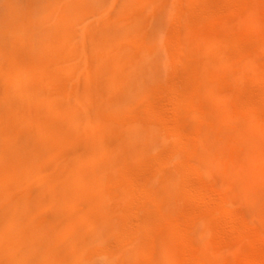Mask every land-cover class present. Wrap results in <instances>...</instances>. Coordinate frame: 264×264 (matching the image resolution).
<instances>
[{
  "label": "rangeland",
  "instance_id": "rangeland-1",
  "mask_svg": "<svg viewBox=\"0 0 264 264\" xmlns=\"http://www.w3.org/2000/svg\"><path fill=\"white\" fill-rule=\"evenodd\" d=\"M19 162L58 218L9 215ZM0 175V264H264V0H0Z\"/></svg>",
  "mask_w": 264,
  "mask_h": 264
},
{
  "label": "bare ground",
  "instance_id": "bare-ground-1",
  "mask_svg": "<svg viewBox=\"0 0 264 264\" xmlns=\"http://www.w3.org/2000/svg\"><path fill=\"white\" fill-rule=\"evenodd\" d=\"M50 35V30L41 29L36 35L33 36L30 50L34 57L40 54L42 47L50 40ZM104 68L105 67L102 61L98 63L99 70L102 69L103 71ZM34 108L35 113H37L35 120L33 123L30 122L28 124H32V126L37 129V133H35L31 141L30 138H25L28 143H26L28 152L27 156L31 157L35 163L44 165L52 152L57 150V148H60L61 145L68 141L69 143H72L74 137H70L68 133H60L57 131L56 126L53 125L52 121L47 122L44 120L43 111L37 104L34 106ZM11 165H14V162H11ZM60 166L61 164L59 165L58 163L54 168V170L58 172L59 175L61 170ZM15 168L17 175H22L20 178L21 181H18V184L19 187L26 190L25 196L27 198H20L16 204H13V208L10 210L9 215L20 218L21 220L24 213L31 214L33 211H35L33 209L42 208V210L49 214V217L51 216L50 218H58L60 210L64 204L68 199H71V188L72 185H74L75 180H72V177L71 180L63 179V183L56 188L52 187L48 182L42 183L38 179L35 180L32 176L26 175L24 173L25 169L23 163L19 162L18 165L15 164ZM4 169L7 168L4 167ZM23 177L25 180H23ZM0 180H3L1 175ZM31 193L34 195L32 196Z\"/></svg>",
  "mask_w": 264,
  "mask_h": 264
}]
</instances>
